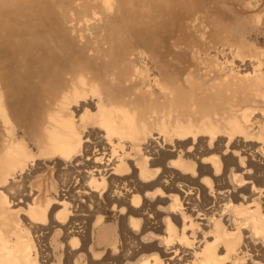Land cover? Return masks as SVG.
I'll list each match as a JSON object with an SVG mask.
<instances>
[{
	"label": "rangeland",
	"instance_id": "1",
	"mask_svg": "<svg viewBox=\"0 0 264 264\" xmlns=\"http://www.w3.org/2000/svg\"><path fill=\"white\" fill-rule=\"evenodd\" d=\"M63 1L56 5L52 18L57 24L68 26L79 46L89 45V56H93L98 64L111 62L112 58L105 56L104 59L94 50L107 51L113 38L117 41L108 24V17L116 14L114 5L103 11L99 7L103 0ZM256 11L263 18L264 3ZM9 16L18 21L27 20L24 10L15 7L7 11L0 6V47L6 49ZM75 17L79 20H74ZM262 18L248 21L244 37H241L242 40L245 38L246 47L259 52L264 51ZM201 19L197 24L203 26L205 19ZM170 23L171 31L165 33L161 44V51L167 52L162 56L166 61V75H170L169 71L174 67L192 69L191 63L195 62V59L182 62L174 56L176 51L186 50L195 37L191 21L182 18ZM200 29L198 38L206 35L209 41V28ZM29 30L35 28L29 24L21 32ZM52 37L56 48L60 47V42L54 35ZM228 52L225 50L221 58ZM243 53L244 58H250L251 53ZM210 55L203 60V70L211 67ZM251 71L243 70L242 74L252 76ZM183 83L185 87L189 84L185 79ZM247 88L251 95L244 97L243 92L234 93L231 89L232 99L225 100L226 106L231 108L227 115L244 124L243 132L230 125L228 128L221 121L216 131H201L195 127L186 135H178L172 130L167 132L162 127V117L171 112L170 121L174 124L178 110L160 108L142 116L139 107L130 105L131 98L124 96L117 105L134 116L140 131L136 139L109 133L98 124L85 125L84 131L95 129L83 139H89V142L78 145L72 155L62 158L61 154L43 153L35 141L25 139L20 130L18 138L27 141L24 144L28 157H24L19 165L22 169L18 168L19 174L0 175V247L5 246L22 259L30 254L36 264H142L144 261L168 264L170 261L163 248L168 246L175 250L180 247L193 255L204 236L210 242L215 239L216 224H219L230 231V240L246 245L244 250H248L237 260L226 261L246 264L258 254L255 259L264 264V247L259 246L262 242L251 239V235L257 241L264 238V233L252 231L255 218L264 224V85ZM2 93L0 82V97ZM193 100L189 101L192 108L197 104ZM121 115L116 114L118 119ZM180 120L193 121L187 116ZM12 121L13 124L8 125L0 116V153L14 138L9 132L16 124L15 119ZM168 129H172L171 123ZM97 132L105 139L100 140ZM104 152L114 157L116 166L122 163L123 167H116L115 173L107 176L86 173L92 170L89 162ZM24 194H29L28 200L17 204ZM34 202L43 205L51 202L39 221L34 220L29 209L35 206ZM234 217L242 218V224L230 225L228 218ZM26 247L28 252L24 250ZM225 248V244H221L217 250L221 257L226 255Z\"/></svg>",
	"mask_w": 264,
	"mask_h": 264
},
{
	"label": "bare ground",
	"instance_id": "2",
	"mask_svg": "<svg viewBox=\"0 0 264 264\" xmlns=\"http://www.w3.org/2000/svg\"><path fill=\"white\" fill-rule=\"evenodd\" d=\"M60 1L62 0H3L0 4L7 11L15 7L24 10L27 19L18 21L8 17V36L4 44L10 54L5 47H0V82L3 87L0 116L8 125L13 124V119L16 121L14 128L11 130L10 127L9 131L14 138L8 148L0 153V175L7 177L9 174L20 173L19 165L24 157H28L27 145L24 144L27 138L35 141L43 153L52 156L61 154L62 158L72 155L78 145L89 142V139H83L88 138L95 129L84 131L87 125L98 124L109 133L138 138L140 131L134 116L117 105L123 96L131 98L130 105L139 107L142 116L160 108L164 111L168 108L178 110L174 124L170 121L171 112L162 117V127L167 132L172 130L178 135H186L195 127L201 131H216L220 121L228 128L230 125L232 129L244 131V124L241 125L227 115L231 108L226 106L225 100L232 99L229 94L231 89L234 93L238 90L243 92L246 97L251 95L247 86L264 85V51L246 47L245 38L242 40L248 21L261 20L262 14L256 9L264 0H103L99 6L103 11L110 10L113 5L115 7L116 14L107 17L117 39L115 41L113 38L107 51L94 50L104 59L105 56L112 58L111 62L105 64H98L93 56H89V45L79 46L68 26L59 25L52 18ZM202 17L205 19L203 26L197 24ZM182 18L191 21L195 37L186 50L176 51L174 56L182 62H191L192 59L195 62L191 63L192 69L185 66L180 69L174 67L169 71L171 74L166 75V61L162 56L167 52L161 51V44L165 40V33L171 31L170 21ZM73 19L79 20V17ZM29 24L35 30L21 32ZM204 26L209 28V41L206 35V38H198V33L202 32L200 27ZM52 35L60 42L59 49L56 48ZM225 50L229 52L222 59L221 55ZM243 52L251 53L250 58H254H244ZM208 55L211 67L203 70V60ZM237 57L240 59H236ZM249 69L252 70V76L242 74L243 70ZM184 79L189 82L187 87L183 83ZM154 95V99L150 98ZM191 98L197 103L194 108L189 104ZM117 113H122L120 119L117 118ZM185 116L193 121L180 120ZM170 123L172 129H168ZM20 130H23L26 137L24 140L18 138ZM97 135L100 140L105 139L101 133L97 132ZM116 164L114 157L104 152L89 162L92 170L86 173H96L99 176L114 174L116 167H123L122 163L118 166ZM28 195L24 194L22 199L17 200V204L27 201ZM50 205L51 202L46 205L35 203V206L30 207L34 220L39 221L41 216H45ZM236 213L240 212L237 210ZM54 221L52 218V222ZM228 221L232 226L243 222L242 218L235 217L228 218ZM253 227L254 233H264V224L258 218H255ZM215 232L217 235L212 242L203 237L204 240L199 242L193 255L180 247H175V250L168 246L163 248L170 261L168 264H197L199 257V264H227L226 262L237 260L240 255L245 256L243 253L248 251L244 250L247 246L230 240L228 229L216 224ZM251 236L253 241L262 242L258 243L260 247H264V238L257 241ZM221 244L226 246L225 257L217 252ZM25 249L28 252V247ZM257 255H252L246 264H260L255 259ZM262 259L264 260V255ZM155 263L144 261L142 264ZM0 264L36 262L30 254L22 259L4 246L0 247Z\"/></svg>",
	"mask_w": 264,
	"mask_h": 264
}]
</instances>
